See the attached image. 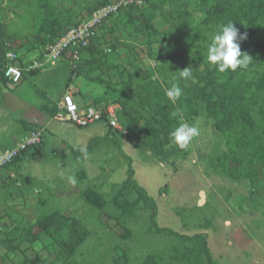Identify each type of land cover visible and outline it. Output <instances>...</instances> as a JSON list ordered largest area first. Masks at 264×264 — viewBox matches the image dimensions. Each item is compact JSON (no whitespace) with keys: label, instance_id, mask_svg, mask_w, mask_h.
Returning <instances> with one entry per match:
<instances>
[{"label":"rangeland","instance_id":"374dc122","mask_svg":"<svg viewBox=\"0 0 264 264\" xmlns=\"http://www.w3.org/2000/svg\"><path fill=\"white\" fill-rule=\"evenodd\" d=\"M204 2L209 3L206 0L150 2L154 8L148 11L150 17L146 13L145 17L152 22L154 34L145 30L140 18L128 20L126 11L120 18L104 23L102 28L106 30L99 35L103 33L105 37L100 42L109 45L117 42L116 51L107 55L119 58L118 67L126 71L120 74L117 70L120 75L116 73L118 76L112 80L123 83L129 74L138 71L145 75L152 65L171 64L174 56L180 59L190 53L196 34L178 32L176 17L178 12L186 10L190 14L187 22L202 30L199 24L205 17ZM150 4L142 8L147 11ZM84 5L80 0H0V24L5 27V37L15 40L18 49L24 51L31 44L44 49L46 46L36 42V38L43 37L38 31L46 18L65 14L62 19L66 21L69 17L82 16L86 14ZM136 13V17H141ZM202 34L208 47L213 36L206 30ZM149 40L153 41L150 45ZM107 48L101 47L98 56L105 57ZM197 65L200 70L206 65L215 67L208 61L207 52L201 55ZM94 70L79 76L92 80ZM128 87L134 88L133 84ZM31 91H27L29 103L42 100L33 94L34 89ZM120 121L122 130H128L125 139L110 133L103 122L81 129L57 119L49 122L41 154L26 157L19 163V169L11 171L25 188L9 198L0 190V215H11V219L0 222V264H21L25 257L32 260L37 256L40 261L36 264H144L153 255L163 258L161 264H168L176 242L166 235L149 232L153 210L137 202V194L124 186L130 177L129 168L133 171L131 181H136L154 200L159 227L183 234L207 233L209 250L219 264H264V169L251 184L247 180L228 179L211 165L214 156L223 151V141L214 134L210 120L202 111L190 124L199 129V136L183 151L174 149L168 158L165 157L168 146L151 149L148 133L142 131L143 118H139L137 125H129L125 117ZM130 126L138 137L129 131ZM90 143L96 144L88 148ZM73 177L74 182L70 180ZM4 178V174L0 175L1 180ZM28 178L30 181L26 182ZM88 188L102 196V206L96 207L85 200ZM123 199L127 200V206H123ZM53 211L66 219L79 220L89 232L72 255L55 249L51 239L40 232L38 220ZM15 223L20 233H25L23 226H29L30 232L41 241L31 245L22 243L19 252H8L5 233L12 231L10 226ZM18 236L21 240L24 237Z\"/></svg>","mask_w":264,"mask_h":264},{"label":"trees","instance_id":"16d2710c","mask_svg":"<svg viewBox=\"0 0 264 264\" xmlns=\"http://www.w3.org/2000/svg\"><path fill=\"white\" fill-rule=\"evenodd\" d=\"M80 1L85 4L84 11L86 14L73 18L69 17L70 19L68 18L66 21L62 19L63 16H66L65 14L54 15V17L52 16L53 18H46V23L39 27L40 31L38 32L43 34V37L37 35L36 42H42V46H46L44 49L41 48V50L37 48L43 52L42 54L45 53L46 48L50 44L67 30L76 27L98 8L107 5L113 0ZM156 1L159 0H146L142 6L131 5L121 9L111 18H120L121 14L126 11L128 20L140 18L143 21L145 30L154 34L156 30L152 22L146 19L145 13L146 16L148 14L150 17L148 11L153 7L152 3ZM206 1H209V3L205 4L204 2L202 7L205 17L203 22L199 24L200 26L202 24V30H206L213 36L221 25L231 21L241 34L246 33L247 39L241 42L240 48L242 53H247L252 58L247 69L220 73L216 66L210 68L206 65L204 69L200 70L198 65L196 66V62L201 60V55L207 52L208 47L204 45L205 36L201 35L202 30H199L200 27L195 26V24L187 22L186 19L189 18L190 14L184 10L178 12L176 21L179 23H177V26L175 25V28L178 32L196 34L195 40L192 42L194 47L190 46L191 52L186 53L187 55L180 57V59L174 56V61L171 64L163 63L159 67L152 65L150 69L143 73L145 75L140 74L138 71L132 75L129 74L127 81L123 82L122 90L124 91L122 94L119 93L117 98H114V101L123 106V111H119L118 115L121 119L125 117L129 125H137L139 118L144 119V130L142 131L148 133L150 138L148 143H150L151 149L161 148L163 145L168 146L165 154L166 158L172 155L174 149H176L175 152L184 150V148L181 149L172 144L169 136L170 132L178 125L181 117H183L185 122L191 124L200 115L201 111L204 112L205 117L211 122L214 134L218 135L223 141V151L214 156L211 165L219 168L228 179L239 182L247 180L254 184L258 175L264 169V0ZM150 2L152 3L150 4ZM148 3L150 5L146 11L142 7ZM44 6L47 5L44 4ZM136 12H139L137 16L141 17H136ZM102 27L103 25L98 33L101 30H106ZM109 30L111 32L112 28ZM5 32V27L0 24V74L3 78L2 70L4 65L8 64L6 59V54L9 51L7 44L12 45L15 41L7 37L4 39ZM152 33H150V36ZM104 37L105 35L102 38ZM43 38L45 42L41 41ZM96 41L100 44L98 36L88 47L80 51L81 55L85 51L89 52V54H94V52L98 54L100 47L95 45ZM151 42L153 41L149 40V45ZM117 45V42L111 43L109 51L114 53ZM43 57L44 55L40 56L38 61H42ZM19 66L22 68L23 73L29 65L24 66V64H21ZM79 67L80 65L72 72L74 75L79 73ZM186 68H190L192 71L193 78L191 80L179 78V71ZM158 77H161V80ZM173 83H178L183 89V95L175 103L170 101L165 95L166 90ZM131 84L134 86L133 89L128 87ZM107 89L108 86H106ZM102 122L110 133L116 136L120 134L122 139L126 138L127 129L121 131L113 130L109 127L106 120H102ZM130 129L129 131L136 136L137 133H135L134 129ZM107 139L111 141L110 138ZM44 141L45 136L43 135L42 142L39 145L21 152L16 159L0 169V174L6 170L4 180L0 179V190H3L6 198L25 188L22 183H19L18 177L11 175V171L19 169V163L24 161L26 157L40 155ZM95 144L90 143L88 148H92ZM120 145L117 146L119 149ZM127 171L130 177L124 183V186L137 194V202L153 210L149 217V232L166 235L173 238L176 242L172 246L168 264H219L209 250L207 233L183 234L158 226L154 200L147 195L136 181H131L132 168ZM25 181L29 182L30 180L28 178ZM84 194L85 200L90 204L96 207L103 205L102 196L92 188H88ZM123 200V206H127V200ZM39 202H42L41 199H39ZM117 203L122 206L121 201H117ZM5 216L0 215V222L4 218L11 219V215ZM205 223L209 225L210 221L205 220ZM37 224L40 232L51 239L54 248L58 247L61 253L67 255L74 254L89 234L79 220L66 219L62 214L54 211L41 217ZM10 228L12 231H6L5 235L7 238L4 242L8 252H19L18 248L22 243L31 245L41 241L37 235L30 232L31 228L29 226L26 228L25 226L22 227V231L25 233L19 232L17 223L13 227L10 226ZM18 234L24 236L22 240ZM162 260L161 256L153 255L147 257L144 264H161ZM38 261H40L38 256L32 260L25 257L21 264H36Z\"/></svg>","mask_w":264,"mask_h":264},{"label":"crops","instance_id":"0c3cea01","mask_svg":"<svg viewBox=\"0 0 264 264\" xmlns=\"http://www.w3.org/2000/svg\"><path fill=\"white\" fill-rule=\"evenodd\" d=\"M100 35L98 34L99 40L102 39L103 33ZM95 45L100 48L108 47L104 52L106 56L102 58L94 51V54L83 52L80 60L82 63H78L80 69L77 75H74L70 69L68 55H64L55 65H44L35 71H24L21 80L16 84L10 83L0 74V153L13 148L34 129H41L46 136V127L49 122L59 120L57 115L60 112L62 99L69 92L79 108L88 105L99 109L114 106L121 123L117 112L123 111V106L115 102L114 98H117L122 91L123 83L112 78L126 71L124 67H118L119 58L116 59L114 56L110 58L111 55H107L110 52L109 43L99 44L96 41ZM7 47L9 51L17 54V65H31L43 56L41 48L38 50L35 44L29 45L24 51L18 49L16 43L7 44ZM92 68L95 69L92 80L79 76L81 73L89 74ZM105 86H108L107 90ZM31 89H34V95L42 98L33 105L29 103L27 94V91L32 93ZM11 114L17 116L13 117ZM1 173L5 175L6 170Z\"/></svg>","mask_w":264,"mask_h":264},{"label":"built area","instance_id":"2783aa9c","mask_svg":"<svg viewBox=\"0 0 264 264\" xmlns=\"http://www.w3.org/2000/svg\"><path fill=\"white\" fill-rule=\"evenodd\" d=\"M145 1L146 0H113L107 5L98 8L86 20L82 21L76 27L70 28L50 44L43 54V60L29 65L27 70L33 71L44 65H55L64 55H68L70 69L74 72L81 60L80 51L88 47L95 40L99 34L98 31L100 27L121 9L131 5L142 6ZM6 59L8 60V64H5L2 70L4 78L10 83H19L22 78V68L16 64L17 54L8 51ZM57 116L63 123L76 127H87L91 124L106 120L111 129L122 130L114 106L99 109L88 105L85 108H79L70 92L64 95L60 112ZM42 137L43 133L41 129L32 130L13 148L2 151L0 153V169L16 159L21 152L30 147L39 145L42 142Z\"/></svg>","mask_w":264,"mask_h":264},{"label":"clouds","instance_id":"9594fccd","mask_svg":"<svg viewBox=\"0 0 264 264\" xmlns=\"http://www.w3.org/2000/svg\"><path fill=\"white\" fill-rule=\"evenodd\" d=\"M246 39L247 34H241L231 21L221 25L208 45V61L215 65L220 73L247 69L252 58L247 53H242L240 48L241 42ZM179 78L191 80L193 78L191 69L186 68L179 71ZM165 95L170 101L175 103L183 95V89L178 83H173L166 90ZM199 134L200 131L196 126L190 125L181 117L178 125L170 132L169 136L172 144L183 149L187 148L193 138L199 136ZM70 180L74 182V177L70 178Z\"/></svg>","mask_w":264,"mask_h":264}]
</instances>
